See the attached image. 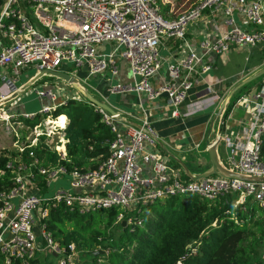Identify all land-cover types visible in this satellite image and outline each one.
I'll use <instances>...</instances> for the list:
<instances>
[{
	"label": "built area",
	"instance_id": "obj_1",
	"mask_svg": "<svg viewBox=\"0 0 264 264\" xmlns=\"http://www.w3.org/2000/svg\"><path fill=\"white\" fill-rule=\"evenodd\" d=\"M160 5L158 0H0V128L13 140L17 152L5 166L12 175L11 185L0 192L1 264H33L40 253L55 258L54 262L48 261L51 264H82L81 250L73 243L60 246L46 229L44 220L50 208L59 203L80 214L118 208L117 222L142 226L145 206L156 201L188 194L209 200L230 195L234 205L255 201L264 217V159L260 155L264 77L251 99L241 96L234 101V105L252 104L249 119L242 122V135L220 137L227 149L226 162L219 160L220 163L237 174L258 178L255 181L218 174L182 178L159 155V137L144 108L145 102L163 97L172 107V115L177 116L194 80L213 68L206 61L209 54L218 56L231 48L264 47V0H197L192 8L173 18L165 17ZM206 12L210 16L220 14L225 27L214 39H202L193 47L186 38V29ZM164 38L181 40L184 48L171 56L165 73L161 72L163 59L159 52ZM107 44L110 51L104 50ZM66 62L71 63V74L76 75L75 69L84 72L82 83L90 77L108 80V96L134 94L141 113L138 125H134L129 123V114L108 103L105 96L103 101L117 112V117L93 105L114 137L107 142L106 158L91 170L68 168L61 163L69 161L66 139L63 129L53 130L54 124L46 123L50 117H43L34 126H23L20 119H15L16 112L4 109L9 97L25 84L16 83L21 70L29 65H34L36 72L59 70ZM125 66L129 79L113 82ZM206 90L212 92V85ZM35 93L50 104H43L37 113H20L25 119L48 115L68 98L73 99L67 96L57 102V90L52 85L36 89ZM22 127L29 131L25 139L30 142L21 140ZM39 136H44L42 141L50 146L57 142L53 148L58 155L56 163L44 164L36 155L33 147L38 139L40 142ZM4 172L0 171V175ZM65 174L70 175L72 191L61 188L51 197L44 196L42 192L51 182ZM134 208L140 215L125 218L122 209ZM260 256L264 263V242Z\"/></svg>",
	"mask_w": 264,
	"mask_h": 264
},
{
	"label": "trees",
	"instance_id": "obj_2",
	"mask_svg": "<svg viewBox=\"0 0 264 264\" xmlns=\"http://www.w3.org/2000/svg\"><path fill=\"white\" fill-rule=\"evenodd\" d=\"M158 1L164 12L172 14L170 17L163 12L167 18L197 3V0ZM230 108L231 104L227 105L223 118ZM50 115L52 119L56 117L55 120L68 118L62 131L69 161L61 163L85 171L96 168L106 158L107 142L114 133L92 104L68 98ZM40 118L36 116L26 121L34 126ZM43 138L40 137L33 150L44 164H54L58 160L57 152L43 142ZM15 155L16 152L5 147L0 149V171H5L0 175V192L11 185L12 175L5 166ZM260 155L264 159V135ZM181 175L188 179L183 172ZM254 202L249 199L244 204L234 205L230 195L214 200L192 194L173 196L145 206L142 226L117 222L118 208L80 214L59 203L50 208L44 222L55 242L65 247L73 243L77 250L91 254V264H264L259 254L264 242V217L257 213L258 204L257 209L252 206ZM116 226H120L122 232L111 235L110 231ZM97 250L103 252L94 255ZM32 263L38 264V259Z\"/></svg>",
	"mask_w": 264,
	"mask_h": 264
},
{
	"label": "crops",
	"instance_id": "obj_3",
	"mask_svg": "<svg viewBox=\"0 0 264 264\" xmlns=\"http://www.w3.org/2000/svg\"><path fill=\"white\" fill-rule=\"evenodd\" d=\"M164 14L170 17L172 15L169 12H164ZM224 27V20L220 14L210 16V14L206 12L201 19L194 21L187 27L186 38L193 47H197V43L200 40L205 38L214 39L218 35V33L223 30ZM182 49L184 48L181 45V40L178 39L164 38L159 47L161 57L166 63L171 60L170 58L173 54L177 55V53L182 51ZM263 50L264 47L257 46L250 49L231 48L229 51L218 56L209 54L206 58V61L211 63L213 65V68L194 80V86L190 90L187 100L178 107L179 113L177 116L172 115L173 109L172 107L166 105L163 97L156 102L144 103V108L148 109L149 112L151 125L153 126L155 132L158 134L159 142L162 143L161 145L157 144L159 155L165 162L176 168L178 170V173H184L182 167L163 148L167 149L176 158L180 159L192 174H199L209 167V160H206L199 156V153L196 152V143L202 145L203 151L205 152V146L208 143H211L215 138H219L220 143L217 148V154L219 160H221V155H226L227 149L220 140V137L228 135L230 137L236 138L242 135V122L249 119V111L252 104L250 103V105L246 107L242 103L234 105V101L236 98L241 96H244V99H251L253 94L259 88L258 84L260 83V79L247 83L237 90L239 91L242 89V94L236 95L235 98H233L232 96L229 103L227 104H231V108L225 118H223V114L227 105L224 108H221V106L223 100L232 90H234L243 80L256 73L264 66ZM59 70L64 72L67 71V73L73 72L69 71L70 69L65 65L61 66ZM165 71L166 68H164L163 73H165ZM32 76L30 77L32 78ZM73 76H75L80 82H82L81 79L84 78L85 74L82 70H78L76 75ZM89 79L90 78H88L87 82L84 84L91 85V90H94L93 92L96 93V95L94 94V96L100 98L101 100H104L103 96H105L106 98H104L106 99V101L110 103L108 95L105 91V87L107 85L106 82L104 81L101 84L99 83L101 80L100 78H94L97 81V84H92L89 82ZM113 79L115 81L128 80L129 72L126 66L122 67L119 75H117ZM28 80L29 79H27L25 83ZM49 83L50 84H46L52 85L53 88L57 86V102H61V100H63L64 97L67 96H73V98H76L73 93V90H76L69 84H65L63 82L64 87H62L61 85H57L54 81H49ZM208 85H212V92H208L206 90ZM58 86L61 88H59ZM215 96H217L218 98H215ZM120 99L122 102H124V104L130 106L131 108L123 110L113 105L112 103L110 104L118 108L119 110L128 113L129 122L132 124H137L141 115L139 106L137 104V97L134 94H121ZM42 102L44 104H50L49 100H42ZM4 109L6 112L21 111L18 110L17 106L12 107V102H10V100L6 102ZM55 119H53L52 121L50 120L55 125L58 123V125L64 126V122L65 125L68 122L67 117L63 118L64 121H61V119ZM20 120L21 123H23V126H29L25 125V118H22ZM19 132L22 133V141L26 143L30 142L29 139H25L26 135H29L28 131H26V133L22 130ZM1 137L5 139H8V137L10 138V136L6 135L5 133L4 135H1ZM10 142L13 148L10 149L7 146L5 147L9 151L16 152L14 142L11 138ZM161 146H163V148ZM176 165H178L179 167H177ZM200 165H205V168L200 169Z\"/></svg>",
	"mask_w": 264,
	"mask_h": 264
},
{
	"label": "rangeland",
	"instance_id": "obj_4",
	"mask_svg": "<svg viewBox=\"0 0 264 264\" xmlns=\"http://www.w3.org/2000/svg\"><path fill=\"white\" fill-rule=\"evenodd\" d=\"M161 6V5H160ZM161 10H162V13L164 12V9L163 7L161 6ZM236 20H238V17L236 16ZM100 47L103 49V46L100 45ZM104 50L105 51H110V45L107 44L106 46H104ZM160 52V51H159ZM161 55V53H160ZM68 66V68L71 66V63L70 62H66ZM166 67V62L163 61V65L161 67V72H164V68ZM72 69V68H71ZM84 70V69H83ZM76 73L78 72V69H75L74 70ZM85 71V70H84ZM37 72H36V68L34 67V65H29L27 68L21 70V73L19 75V79L18 81L16 82L17 85H19L20 83L22 82H25L27 79H31L30 76L32 75H35ZM33 77V76H32ZM99 79V78H98ZM261 79V78H260ZM78 80V79H77ZM49 81H54L57 85H61L62 87H64V84H63V81L60 80V79H56L55 77H49V75H46L42 78H39L36 82H34L32 85H30L22 94L19 98H17L15 101L12 102V107H18V110H21V111H17V117L15 118L16 120H19V119H22L23 117L20 116V113H24V112H39V110L41 109L42 105L44 104L42 102V100H40L38 98V96L36 95L35 93V90L36 89H42L43 87L47 86L46 83L50 84ZM99 81V80H98ZM105 80L101 79L99 83H103ZM89 82L92 83V84H97V81L90 77L89 79ZM106 83L108 82V80L105 81ZM113 82H117L113 79ZM55 83H51V84H55ZM65 84H67L66 82H64ZM78 83L82 84L84 87H86L93 95L96 93H94L93 91L94 90H91V85L89 84H84L82 82H80L78 80ZM57 86H55L56 88ZM59 87V86H58ZM61 88V87H59ZM73 90V89H72ZM242 89L237 91L234 95H233V98L236 97V95L238 94H242ZM73 93H74V96L76 97L75 99L77 100H84L83 97H81L79 95L78 92L74 91L73 90ZM78 93V94H77ZM109 98V101L110 103H112L113 105L117 106L118 108H121L123 110H127V109H130L131 107L130 106H127L126 104H124V102L121 101L120 99V95L118 94H110L108 96ZM52 112H49V115L51 114ZM46 114H43V115H40L38 114L37 116L41 117L40 120H39V123L42 122L43 120V117ZM47 118V117H46ZM50 118H51V115H50ZM27 120H31V119H27ZM49 120V119H48ZM25 121V120H24ZM52 121V120H51ZM58 122V121H57ZM56 122V123H57ZM25 125H29L28 121H25L24 122ZM65 123V122H64ZM54 128H52L53 130H58L59 132H61V130L64 128L63 125H58V123L55 125L54 124ZM25 131L26 133V129H24V127L22 128H19V131ZM34 132V130H32ZM29 132V131H28ZM37 134V131L35 132ZM1 135H4L3 131L0 129V149L4 148L5 146H7L8 148L12 149V145H11V142H10V138L8 137V139H5L3 137H1ZM40 137V136H39ZM39 141V139H38ZM37 141V142H38ZM57 144V142H54L52 146V148H54V145ZM6 148V147H5ZM159 152V151H158ZM197 153H199V156L208 160V155H207V152L203 151V146L200 145V147L196 150ZM226 156L225 154H222L221 155V160L225 163L226 162ZM205 165H200V169H203L205 168L204 167ZM69 180H70V175L69 174H65V175H62L59 177V179L56 181V182H51L50 186L48 188H46V190H44L42 193L44 194V196H48V197H51L52 195H54L59 189H65V190H69V191H72L71 189V186L69 184ZM252 206L257 209L258 206H257V203L254 202L252 204ZM122 213L124 214L125 218H130V219H134L136 216L140 215L139 213H137V210L136 208L134 209H131V210H123L122 209ZM257 213H259L261 216H262V211L258 208V211ZM130 226V225H129ZM122 228H120V226H116L115 228H112V230L110 231V234H114V235H117L118 233L122 232L121 230ZM40 238H38L39 240ZM108 241H106L105 243H107ZM44 245V242L43 244ZM263 249V247H262ZM260 251V250H259ZM262 251V250H261ZM261 251L259 252V254L261 253ZM97 253L99 254V250L95 251L94 254ZM96 254V255H97ZM39 260H38V264H46V262L48 261H55V258H49L48 256L46 257V255H44L43 253H40L39 254ZM259 256V255H258ZM80 261L82 262V264H91L92 263V256L91 254L87 253H81L80 254ZM103 258H100L99 261L100 262H103Z\"/></svg>",
	"mask_w": 264,
	"mask_h": 264
},
{
	"label": "water",
	"instance_id": "obj_5",
	"mask_svg": "<svg viewBox=\"0 0 264 264\" xmlns=\"http://www.w3.org/2000/svg\"><path fill=\"white\" fill-rule=\"evenodd\" d=\"M49 75V76H54L62 79L65 81L67 84H69L72 88H74L83 98L85 101L89 102L92 105L98 106L109 112L111 115H116L117 112L109 106L106 102L101 100L100 98L94 96L86 87H84L82 84L78 83V80L75 76H73L70 73L61 71V70H51V69H42L39 70L31 79H29L21 88V90H17L14 92L10 97V101H14L17 98H19L22 94L23 90H26L30 85H32L35 81H37L42 75ZM264 77V66L257 71L256 73L252 74L245 80H243L234 90H232L226 98L222 102L221 108H224L232 98L233 94L243 85L250 83L252 81H256L260 78ZM117 117V116H115ZM130 123V122H129ZM138 125V124H134ZM219 138H215L212 143H210L209 147L206 149L207 155H208V160H209V167L200 172L199 174H192L188 168L182 163V161L178 158H176L173 154H171L167 149L163 148L176 162L182 167L184 173L191 179H199L202 177H205L207 175H212V174H218L224 177H231V178H238L242 180H247V181H255L258 178L255 177H248V176H243L240 174H237L235 172H232L225 168L219 161V157L217 154V148L219 146ZM157 144L161 145L162 143L157 140ZM123 225H125V222H122ZM103 251L99 250V253H102ZM95 253L94 255H96Z\"/></svg>",
	"mask_w": 264,
	"mask_h": 264
},
{
	"label": "bare ground",
	"instance_id": "obj_6",
	"mask_svg": "<svg viewBox=\"0 0 264 264\" xmlns=\"http://www.w3.org/2000/svg\"><path fill=\"white\" fill-rule=\"evenodd\" d=\"M49 119V120H48ZM55 119V118H54ZM50 120H53V119H51V118H47L46 119V123L47 124H53ZM61 121H64L63 119H61ZM200 146V145H199ZM199 146L198 147H196L197 149L199 148Z\"/></svg>",
	"mask_w": 264,
	"mask_h": 264
}]
</instances>
